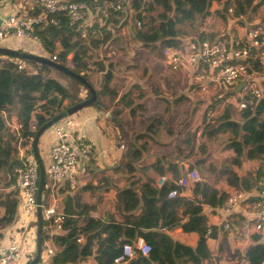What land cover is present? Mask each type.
<instances>
[{
	"label": "trees",
	"instance_id": "obj_1",
	"mask_svg": "<svg viewBox=\"0 0 264 264\" xmlns=\"http://www.w3.org/2000/svg\"><path fill=\"white\" fill-rule=\"evenodd\" d=\"M74 1L85 3L91 8L101 6L104 3L122 7L121 10L111 13L107 18H103L102 14H100L99 17L102 20V24H93V29L97 31L95 37L90 36V32H88L89 43L93 44L94 50H99L112 39V32L123 28L127 20L131 22L128 28L133 39L139 41L144 46L156 48L159 44L162 47H178L180 43L175 37V27L177 25H186L191 30H196V25H201L214 0H152L154 6L160 7L165 11L164 14L159 16L161 23L158 28L154 27L155 19L151 15H148L149 10L144 0H132L131 5L127 8L125 4H120L121 0L111 2L94 0ZM263 4L264 0H240L235 6L234 15H255ZM130 11L132 16H129ZM29 14L33 15L34 13L31 14L30 12ZM126 15L127 17L125 18ZM144 19H148L149 28L147 32L140 30L141 25L140 28L136 26V20L142 21ZM34 34L42 45L43 51L47 54L49 53L51 56L56 55L59 64L67 65L66 58L68 54H72L70 63L80 66V69L73 68L72 71L76 74H81L87 82H89L88 77L82 71L100 73L101 90L97 94L101 95V98L106 95L113 96L112 91L108 89L112 79V65L109 63L106 67L101 61H92L91 63L90 55H88L89 50L82 44L79 30L77 27H70L65 17H59L56 25L46 24L37 26ZM22 62L26 63L27 66L38 68L39 76L34 78L25 72L17 73L15 72V64L13 63H8L6 66L0 68V96L14 97L15 109L12 113L13 115H16L19 111H26L30 116L28 119H22L19 123L20 128L10 132L9 138L6 139L3 137V134L6 130L5 120L9 118L7 116L9 114L6 113L4 104L0 102V171L5 176L3 189L6 190L0 201V206L3 208L0 217V229L9 227L15 221L17 207L16 193L9 189L15 181V170L25 167V160L15 155L16 150L14 149V145L19 143L20 146H23L26 143H30L37 130L43 124L67 108L63 103L64 100L71 99L69 92L65 88L47 76L50 68L43 65L39 66L32 62ZM67 77L80 84L73 78ZM85 91L86 97L84 99H87L90 93L87 89ZM142 99V95H137L136 97H131L130 101L127 102V106H129L128 115L131 116L133 121L136 120L139 112H145L144 104L141 102ZM81 101L82 99H74L68 106ZM131 103L133 104L131 105ZM99 105H102L101 101L96 100L92 106L100 108ZM230 109L233 110L232 107ZM119 114L120 110L117 109L110 112L107 130L113 132L120 129L121 133H124L118 119ZM239 114L240 118L250 125V128H245L243 125L230 121L228 115L225 114L218 118L217 127L206 131L205 134L208 137H214L220 133L230 132L233 135V140L230 142L228 148L232 151H242L248 161L257 160L259 162L264 159V96L257 101L253 109L240 111ZM140 121L150 122L146 132H154V126L161 122L157 118L150 119L147 117H142ZM115 125L118 127L114 128ZM164 128L167 134L158 136L160 140V137L165 135L164 139L160 142H167L171 138V131L166 126ZM194 146V139L192 140L190 135H187L181 145L182 154L194 158L205 154L206 149L202 145H198L196 152L194 151ZM138 154L137 152L131 153L133 160L139 158ZM167 162L169 164L168 167L164 168L163 165L159 164L156 173L160 176L168 173L174 181H177L182 175L181 169L178 165L174 164V159H169ZM240 163L239 159L231 161V165L235 166H240ZM195 166V164L190 165L191 168ZM223 168L225 169L222 166L221 170ZM133 171V166H129V172ZM227 178L228 184L234 189L233 192L235 190H244V186L251 184L244 175L240 180V178L229 172ZM263 179L264 170L258 165L255 169L254 181L252 183L260 182ZM190 187L195 198L197 195L201 196L202 203L210 202L214 206L222 204L227 199V195L225 194L217 197L219 196L218 192L202 182L192 184ZM171 189H176L178 193L181 192V189L171 182L167 183L160 190L152 188L149 184H145L141 187L140 193L136 191L134 185L130 184L128 187L118 191L116 208L120 214L131 216L140 210L151 222L160 223L162 227L166 223V221L163 223L165 217L161 215L164 208H167V211L182 209L180 214L177 213V216L173 213V217L176 216V222L171 226L169 225V228L179 226L185 233H197L199 238L194 247L185 248L175 243L167 234L137 231L130 225L119 228L121 231L119 236L113 235L117 229L116 224L111 222L104 224L89 216H83L88 209L86 207H78V204H75V206L80 212L77 215L71 214L68 212L67 207L72 205V200H68L63 207V228L65 233L61 236L54 235L50 237L52 244L56 248L55 255L50 264H78L91 256L93 243L98 245L99 248V253L96 257L97 264H113L114 259L120 254L121 246L125 243H131L134 236L142 237L147 243L152 245L153 250L151 255L158 254L159 261L156 264H177L175 256L178 250L186 256V262H190L191 264L213 263L214 259L209 251L207 241L208 239H215V232L210 235L206 234V219L201 214V207L193 201H186L178 197L174 200H168L167 194ZM258 196H254L251 200L253 202L257 201ZM42 227H44V223ZM79 235H82L84 238L83 244L76 242ZM124 236L128 239L123 240L122 237ZM251 240L254 245L246 251L244 262L247 264H260L264 261V243H259L261 235L252 234ZM148 261L149 259L146 258H138L136 262L147 264Z\"/></svg>",
	"mask_w": 264,
	"mask_h": 264
},
{
	"label": "crops",
	"instance_id": "obj_2",
	"mask_svg": "<svg viewBox=\"0 0 264 264\" xmlns=\"http://www.w3.org/2000/svg\"><path fill=\"white\" fill-rule=\"evenodd\" d=\"M238 1L240 0H235V5L237 4ZM7 2L8 0L0 1V20L6 15H9L11 13L18 14L20 11L26 8V5L23 3H18L16 5L14 4L9 5ZM162 12L165 11L162 10ZM149 14L150 12L148 13V15ZM263 15H264V4L259 8L257 14L252 16L247 15L242 22L236 23L237 21L235 20V16L228 15L226 13L224 4L220 3L217 0H214L211 3L207 15L205 16L201 25L199 26L200 28H199L198 36L196 38L191 37V35H188L189 33L187 32L186 25H184L182 30L178 29V27H180L181 25H177L175 27V34H176L175 37L176 39H178V41L180 42L182 41L184 43L186 40H190V39L206 37L209 40L210 39L213 40L217 37L224 36L226 39L230 40L229 42H231L233 38L242 37L244 35L245 30L250 25L255 24ZM101 22L102 20H100V23ZM130 37H132L131 34ZM8 40L10 41L3 43V44H8V45H4L7 48L8 47L14 48V46L29 47L30 45V43H27L28 40L25 39L11 38ZM112 41H113V35H112V39L107 44H105L104 47L106 46L105 48L107 47L109 48L108 49L109 51L108 53H106V56L107 57L114 56L113 58L114 60L120 58V56L117 52V49H115V44L112 43ZM85 45L89 51H95L93 44H89V42L87 41ZM41 50L43 51L42 48ZM127 55L125 60L129 61L130 57H128ZM37 56H39L38 53ZM50 58L51 55L48 57V59L50 60ZM71 59H72V54H68L66 58L67 65H65V67H67L70 70H72L73 68H79L80 66L73 65L72 63H70ZM160 59L161 62L165 64L164 60H162L161 57ZM20 62L21 61H19L17 64H19ZM105 62L103 63L107 67ZM111 62L113 61L111 60L107 62V64ZM10 63L14 64V62H10ZM55 63L58 62L56 61ZM116 63H118V61H116L115 64H113L112 66L113 67L112 79L108 86V89L109 91H112L113 96L106 95L103 96V98H101V95L99 96L97 94V92L100 91L98 90V88L101 85L100 73L90 72V71H88L87 73V71H82V73H87L89 75L88 77L89 83L96 91V95H97L96 100L101 101L102 105H99L101 109L96 106L93 107L91 105L89 107L82 109L81 111L77 112L71 117L72 119L78 122L79 127L77 130L83 137H85L86 141L91 144L92 150L89 157L85 160H81L77 166V171H76L77 181H78L77 186L73 190H70L68 187H63L57 192V194L52 199L48 201L45 200V205L55 206L58 212H61L63 214L64 213L63 207L65 202L68 200H72V205L67 207L68 212L74 215H77L80 212V210L75 206V204H78V207H86L88 210L86 211L85 214H83V216H89L90 218L98 220L104 224L111 222L117 225V229L115 230L113 235L119 236L121 234L119 228H121L122 226L130 225L134 228V230L137 231H142V232L150 231L154 233L167 234L173 241H175V243H178L179 245H182L185 248L194 247L199 238V235L197 233L195 232L185 233L179 226L169 228L171 225H173L176 222L177 213L180 214L182 209L176 210L174 208L175 210L167 211V208H164L161 212V215L165 217L163 223L165 221L166 223L162 227L160 223L151 222L147 217H145L142 214L140 210L137 211L133 216H131V215L120 214V212L116 208L118 191L128 187L130 184L134 185L136 191H138L139 193L141 187L145 184H149L153 188V184H152L153 181H155V179L160 176L159 174L156 173V169L158 168L159 164L163 165L164 168H167L169 165L167 160L174 159L175 161L174 164L178 165L179 168L181 169V172L184 173L188 168H191L190 167L191 164H195L196 166H199L200 164L203 163L202 157L198 158V160L200 161L198 162L197 160L195 161L196 158L187 157V155L182 154L183 151L181 149V145L183 144L184 141H182V143L178 146L177 150L173 152L176 153V156L166 159V161H163L164 155L158 153V151L155 150V147L151 146L146 141V138L152 139L153 137H155L156 143L161 144L160 141L163 140L164 139L163 137L165 136H161L160 140L158 136L166 133V129L164 128L165 126L171 131L170 140H173V138H175L176 135L173 133L170 126L166 122H164L161 118H157V120L161 122L160 124H156L154 126L155 133L153 131L146 132L147 126L149 125L150 122L140 121L141 124H146L144 126V130L141 133L142 135L140 137H135L132 136L131 133H126L123 130V127H122V131L124 133H121L120 129H117L113 132L107 130V127L109 126L107 121L110 120L109 114L111 112V108L107 107L108 105L114 107V105L116 104V106L120 108L119 109L120 114L118 117L120 121V118L122 120V114L125 113V110L127 111L129 110V106H127V102L130 101L131 97H136L138 95L134 93L138 91L139 95L143 96V99L141 100V102L143 103L144 100L143 92L150 89L149 82H147V80L149 79H145L142 76H138V71L141 73L143 70V69L141 70V67H138L134 71L133 68L128 69L127 65L122 66V68H118L120 66L116 65ZM251 63H253L250 69L251 71L254 72L252 77L253 80H255L257 83H263L264 72L261 73L258 71L257 61H251ZM23 65L25 66V69L28 68L26 66V63H24ZM1 67L3 66H0V68ZM163 68H164L163 71L164 75L162 78L159 77L162 75L160 72L154 73V75L158 78L157 79L158 83L161 85V87H159L158 89L163 90L165 88L164 84L170 85L172 88L182 86V88L185 90L184 92L186 95L185 102H187V100H190L191 98L189 94L190 95L193 94L194 89H197V85L191 83V76L189 75V73H186L185 71H172L169 67L167 68L163 67ZM25 69L21 72H25L27 75L33 76L34 78L39 76L40 74L38 68L36 67H32L31 70H28L27 72L25 71ZM52 71L53 70L50 69V72ZM50 72H48V75ZM149 72L147 74H151ZM48 77L50 78V76ZM240 83L242 82L237 83L235 86H233L223 94L222 93L217 94L212 88H210L209 91L204 94H208L214 97L216 101L217 100L221 101L222 105L227 104L228 106L232 107L235 112L238 113V111L233 106V100L236 101L239 98L238 94L241 90L239 86ZM33 84H35V82H33ZM59 84L69 92L66 83L62 82V84L61 83ZM80 86H82V88L80 87L81 89H77L76 97L73 96L72 97L74 99H82L83 101L85 100L84 98L86 97V91L83 85ZM192 86L194 87L192 88ZM186 91L189 92L186 94ZM169 94H172V90L169 92ZM125 95L127 96V98L125 99L126 101L122 100V98ZM171 99L173 98H169V100L167 99V101H170ZM68 100L70 99H66L63 102L64 105L67 106V108L70 107L68 106L69 104L67 103ZM0 102L4 104L6 111L8 112L13 111L15 109V99L13 96H0ZM171 102H173V100H171ZM175 102L179 103L182 102V100H177ZM132 104L133 103H131V105ZM210 108L214 109L213 106ZM215 109H219V108L216 106ZM144 114H146V107H145V112H139L135 121H133L131 116L128 115L130 119L129 122L134 123L138 120H141L142 117H146L144 116ZM29 117H30L29 113L26 111H19L16 115L13 114L10 115V118L8 119L10 121H15L14 125L17 124L15 128L11 127L13 129H11L10 132L16 131L19 125L18 123H20L22 119L23 120L28 119ZM203 119L204 121L206 120L204 115H203ZM241 125H243V127L245 128H250V125L247 122L246 124H241ZM121 126H123L122 123ZM116 127L118 126L115 125L114 128ZM187 135L188 134H186L185 137ZM139 139L143 141H137ZM191 139L193 140V138ZM56 142L57 139L54 135L53 127H51L50 130L47 129L45 133L41 135V137L39 138L38 153L41 163L44 167L49 163L48 151L52 145L56 144ZM15 146L16 144L14 145V147ZM24 147L25 146H21V148L17 147L16 149L18 153H16L15 155L21 159L25 158L28 155ZM194 151H195V147H194ZM133 152L139 153L138 154L139 158L137 159L135 158V160H133V157L131 155V153ZM243 156L246 157L245 154L242 153V151H232L230 149V152H227L219 157L220 159L219 161L222 162L220 164L219 163L217 164L213 162L211 159H209V161H207L209 162V164H206V170L202 169L201 165L199 166V169L201 170L200 176L202 178V183L206 184L211 189L216 190L219 194V196L217 197H220V195H224V194L227 195L228 197L229 195L234 193L233 187H231L228 184L227 177L229 176V172L233 173L235 176L240 178V180L243 177V175L245 176V174L242 173L244 169L249 165V162L248 160H244V158H242ZM233 159H239L241 162L240 166L231 165V161ZM131 165L133 166L134 169L133 172H129V166ZM222 166L225 167V169L223 168L221 170ZM253 170H255V168ZM164 176L169 177L171 175L167 173ZM257 184L258 182L255 183V185H253L250 188L249 197L247 201L243 205H241V209L238 208L229 214H221V212H219L218 208L221 204H217L213 206L210 202L202 203L201 201L202 198L200 195H197L196 198L193 196L191 187L181 189L180 193L177 192L178 195L177 197L179 199H183L186 201H193L201 207V214L206 219L207 230L208 229L212 230L210 234L215 232L214 233L215 239H208L207 241L209 251L214 259L213 263L210 264H243L245 261L246 251L249 248H251V246L254 245L253 241L251 240L252 234L261 235V240L259 243H264V224L262 231L256 232L254 230V224H255V216L253 212L254 202L251 199L256 195H259L260 190H258L259 188H257ZM237 191L240 190H235V192ZM2 212H3V208L0 206V217L2 215ZM173 213L176 215L175 217H173ZM223 222H226L230 225L231 233L228 234L227 232H224L222 230L221 225ZM32 224L34 226L33 221L27 227L28 230L31 232L34 231L33 227L32 229L30 228ZM6 229L7 228L0 229V238L2 237V234L5 233ZM102 236L104 237V235ZM78 237H83V236L79 235ZM135 237L136 236H134V238ZM122 239L127 240L128 238L124 236L122 237ZM83 243H84V238H83ZM52 248L56 252V248L54 245H52ZM98 253H99L98 245L93 243L91 256L87 257L85 260H83L78 264H97L96 257L98 256ZM232 253L235 256L234 261L236 263L224 262L223 260L231 256ZM147 259H149L147 264H156L157 261H159L158 254L156 253L152 254ZM175 260L177 264H191L190 262H186V256L182 254L179 250L177 251Z\"/></svg>",
	"mask_w": 264,
	"mask_h": 264
},
{
	"label": "built area",
	"instance_id": "obj_3",
	"mask_svg": "<svg viewBox=\"0 0 264 264\" xmlns=\"http://www.w3.org/2000/svg\"><path fill=\"white\" fill-rule=\"evenodd\" d=\"M217 1L225 5L224 8L228 15L235 16V0ZM121 9L119 5L109 4L102 9L99 15L102 14L103 18H107L111 13ZM25 10L19 12L22 15L11 13L0 20L1 44L4 40L11 38L39 41L34 36L35 28L46 24L56 25L59 17H65L70 27H77L83 45L88 41V32L90 36L97 35V31L93 29L94 23L87 22L88 17L92 15L93 8L85 3L74 0H36L35 7L31 6L28 10L32 11L33 15H28ZM245 17L242 14L236 15V23L242 22ZM140 25L141 23L136 20L137 28H140ZM229 41L224 36L213 40L206 37L190 39L178 47H162L160 55L172 71L189 73L191 83L196 84L201 93H207L212 88L217 94H223L237 83L243 82L244 85L238 94L239 98L236 101L233 100V106L238 112L253 109L257 101L264 96V82L257 83L253 80L254 72L250 70L253 65L251 61H257L258 71L264 72V15L255 24L250 25L242 37ZM50 60L56 62V55H52ZM23 64V62L15 64V72L23 71L25 69ZM217 110L215 108L206 109L204 117L207 126H211L217 119ZM78 127V122L72 117L53 126L57 142L49 149V163L44 167L45 183L41 214L43 223H47V228L42 227L44 252L41 246L38 264L51 263L55 250L52 248L50 237L61 236L65 233L64 215L58 212L55 206L45 205V200L52 199L63 187L73 190L77 186V166L81 160L89 157L92 150L91 144L77 130ZM18 128H20L19 125ZM201 132L202 130L198 134ZM24 149L28 153V157L23 158L25 167L15 170V181L9 189L16 193V217L14 223L7 227L0 238V264H28L35 254L39 169L31 154L29 143ZM258 163L264 170V159ZM169 182L174 183L180 189H185L192 184L202 182V178L196 169L188 168L177 181H174L172 176H159L155 179L153 187L160 190ZM257 188H260V192L259 198L253 203L254 230L260 232L264 224V179L258 182ZM177 196V190L171 189L167 194V199L174 200ZM248 197L249 191L234 192L227 197L218 210L221 214H229L238 208L241 209V205L247 201ZM32 221L35 234L27 228ZM221 227L224 232L231 233L228 223L223 222ZM211 232V229L207 230V234ZM45 233L48 237H45ZM76 242L83 243V237H77ZM152 250V245L142 237H136L131 243L121 246L120 254L114 259L113 264H140L136 262L137 259L149 258ZM260 264H264V261Z\"/></svg>",
	"mask_w": 264,
	"mask_h": 264
},
{
	"label": "rangeland",
	"instance_id": "obj_4",
	"mask_svg": "<svg viewBox=\"0 0 264 264\" xmlns=\"http://www.w3.org/2000/svg\"><path fill=\"white\" fill-rule=\"evenodd\" d=\"M35 1L36 0H8L7 3L9 5H13V4L16 5L18 3L25 4L26 5L25 11L27 12L28 15H30L29 14L30 12L28 10H30L31 6L35 7ZM131 1L132 0H121L120 4L121 5L125 4V7L127 8L128 5H131ZM144 1L147 3V9L150 12L149 16L151 15L153 17V19H155L154 20L155 21L154 27L158 28L160 26V23H161V18L159 16L164 14V12H162V10L160 8H157L156 6H154L152 0H144ZM9 2H11V3H9ZM28 3H30V4H28ZM126 3H128V5H126ZM107 6H108L107 3H104L101 6H94V10L92 11V15H90L88 17L87 22L99 24L100 23L99 13L102 11V9L104 7H107ZM31 13H32V11H31ZM129 14H131L129 16H132L131 11ZM19 15H22V14L19 13ZM147 20L148 19L138 21L141 23L140 30L142 32L148 31L149 26H148ZM129 24H131V22L129 20H127V22L123 28L116 29L112 32V35H113L112 43L115 44V49H117V52H118L120 58L113 60L114 56L107 57L106 53H108L109 48L108 47L105 48L106 47L105 46L103 48H100L99 50L88 52V55H90V58H91V60H90L91 63H92V61L93 62L101 61V63L106 61L105 63L107 65V62L112 60L113 62L110 63L112 66H113V64H115L116 61H118V63H116V65L120 66L118 68H122V66L127 65L128 69L133 68L134 71L138 67H141V70L143 69L141 72L142 74L138 71V76H142L145 79H149V80H147V82H149V87H150L149 90H146L145 92H143L144 93L143 104L146 107V114H144V116L150 117V118H161L164 122H166L170 126L173 133L176 135L175 138H173V140H169L167 142H161V144L156 143L155 137H153L152 139L146 138V141L151 146L155 147V150H157L158 153L164 155L163 161H165L166 159H169L171 157L176 156V153H173V152L177 150L178 146L182 143V141H184L185 135L188 134V135H190L191 138L194 139L195 152L197 151V147L199 144L202 145V147H204L206 149L205 154L203 156L196 157V159H195V161L197 160L198 162H200L198 160V158L202 157L203 163L200 164L202 169L206 170V164H209V162H207V161H209V159H211L213 162H215L217 164L222 163L219 161L220 160L219 157L224 155L227 152H230V149L228 148V146H229L230 142L233 140V135L230 132H228V133L226 132V133H220L214 137H208V135H206L205 132L210 131L212 128L217 127L218 118H220L221 116H223L225 114L228 115L230 121L236 122L239 125L246 124V122L240 118L239 112L237 113L234 110L230 109V107H228L227 104L222 105L221 101H218V100L216 101L214 97H212L208 94L201 93L199 91V89H194L193 94L192 95L189 94L191 99L187 100V102H185V100H186L185 96L186 95L184 92L185 90L182 88V86L172 88L170 85L164 84L165 88L163 90H159L158 88L161 87V85L158 83V81H157L158 78L154 75V73L160 72L162 75L159 77L162 78L164 75L163 74V71H164L163 67H166V68L168 67V65L163 64L161 62V59H160V57L162 58V56L160 55L162 46H160L159 44L156 46V48L152 47V46H144L139 41L132 39V37H130V32L128 30ZM196 26H197V29L194 31L186 26L187 32L189 33L188 35H191V37L196 38L198 36V32H199L200 27L198 26V24ZM183 27H184V25H181L180 27H178V29L182 30ZM183 40H185V39H183ZM8 41H10V40H6L3 43H6ZM186 41H188V40H186ZM3 43L2 44L0 43V46L5 47L4 45H8V44H3ZM27 43H30L29 47L14 46V48L8 47V49L17 50V51L29 53L32 55H37V53H38L39 56L44 57V58H48L50 56L49 53L47 54L46 52L41 50L42 45L40 44L39 41L32 40V41H27ZM179 43L183 44L182 41L181 42L179 41ZM5 48H7V47H5ZM126 55L128 57H130L129 61L125 60ZM116 56H117V54H116ZM19 61L22 62L23 60H17V59H13L11 57L0 56V66H6L10 62H14V64H17ZM27 67L28 68L25 69L26 72L28 70H31V68H32L31 66H27ZM90 67H92V66L90 65ZM149 70H150V72H149ZM48 72H50V70H48ZM148 72L151 74H147ZM87 73H85V75L87 77H89V75ZM47 76H50L51 79H53L57 82L59 81V83H61V84H62V82L67 84L68 89H69V95L71 96V99L68 100L69 102L67 101L68 104L74 100L73 97H76L77 89L82 88V86H80V84H77L72 79L68 78L67 75L60 73L58 71L53 70L52 72L49 73V75L47 73ZM193 87L194 86H192V88ZM98 90H101V85L99 86ZM171 90H172V94H169V92ZM188 92L189 91H186V94ZM134 94L139 95L138 91H136ZM126 98H127V96L125 95L122 98V100L126 101L125 100ZM169 98H173V99H171V100H173V102H171V100L167 101V99L169 100ZM183 99H184V101H183ZM177 100H182V102L176 103L175 101H177ZM115 106H116V104L114 105V107H112L111 105H108L107 107L111 108V111L114 109H118V110L120 109L117 106L115 108ZM212 106H213V108H215L216 106L219 108L217 110V119L214 120V123L211 126H207L206 121H204V119H203V115H204L206 109H208ZM13 111H10V112L6 111V113L9 114V115H7L9 118H10V115L13 113ZM120 121L123 124V126H122L123 130L126 133H131L132 136H135V137H140L142 135L141 133L143 132L144 126L146 125V124H141L140 120H138L134 123H130L129 122L130 119H129L127 110H125V113L122 114V120L120 118ZM14 122L15 121H10L9 119L5 120L6 131L3 134V137H5L6 139L9 138L8 137V135H10L9 132L11 131V129H13L11 127L15 128L17 126V124L14 125ZM125 122H126V124H125ZM50 129H51V127L48 130H50ZM200 130H202V132H201V134H198L200 132ZM44 133L45 132H43L42 135ZM162 136H165V135H162ZM137 141H143V140L139 139ZM25 145H23V146H25ZM17 147L21 148L19 143L16 144L14 149L16 150ZM16 153H18L17 150H16ZM242 158H244V160H247L246 157H244V156ZM223 161H226V160H223ZM248 162H249V165L244 169L242 174H245V178L248 179L249 182H251V184L249 186H244L245 191H247V190L250 191V188L253 185H255V183H252V181H254V173H255V170H253V169L254 168L256 169V167L259 164L257 160L248 161ZM199 166H195L193 168L196 169L200 175L201 170L199 169ZM4 180H5V176H4L3 172L0 171V201H1V197L6 192V190L3 189L4 184H5ZM152 184H154V181ZM44 199H46V197ZM44 226L47 228L46 222L44 223ZM32 227H33L34 234H35V228H34L33 224L31 225L30 228L32 229ZM45 237H48V235H46V233H45ZM41 246H43L42 251L44 252V243L43 242H42ZM234 257L235 256L232 253L231 256L225 258L223 261L226 263H236L234 261Z\"/></svg>",
	"mask_w": 264,
	"mask_h": 264
},
{
	"label": "water",
	"instance_id": "obj_5",
	"mask_svg": "<svg viewBox=\"0 0 264 264\" xmlns=\"http://www.w3.org/2000/svg\"><path fill=\"white\" fill-rule=\"evenodd\" d=\"M94 1L111 2L114 0H94ZM0 56L11 57V58L17 59V60L32 62V63H35L37 65H43V66H46L52 70L61 72L65 75L73 78L74 80L78 81L90 93L89 98L64 109L63 111H61V112L57 113L55 116H53L45 124H43L37 130V132L35 133L32 141H31V145H30L31 154L34 157V159L38 165L39 180H38V190H37V195H36L37 207H36L35 254H34V257L31 259V261L28 264H38L39 259H40V253H41V245H42V224H43V221H42V214H41V202H42V194H43V188H44V183H45L44 167H43V165H41V160H40L39 153H38L39 138L41 137L42 133L45 132L50 127H53L55 124L59 123L60 121L66 119L68 117L73 116L74 114L81 111L82 109L93 105L96 101L97 95H96L95 89L91 86V84L89 82H87L85 80V78H83V76L74 73L72 70L68 69L64 65L59 64V63H55V62L49 60L48 58H44V57L37 56V55H32V54L17 51V50H11V49H8V48L2 47V46H0ZM243 85H244L243 82L239 84L240 89Z\"/></svg>",
	"mask_w": 264,
	"mask_h": 264
},
{
	"label": "clouds",
	"instance_id": "obj_6",
	"mask_svg": "<svg viewBox=\"0 0 264 264\" xmlns=\"http://www.w3.org/2000/svg\"><path fill=\"white\" fill-rule=\"evenodd\" d=\"M31 145V142L29 143ZM34 158V157H33ZM44 167V166H43Z\"/></svg>",
	"mask_w": 264,
	"mask_h": 264
}]
</instances>
